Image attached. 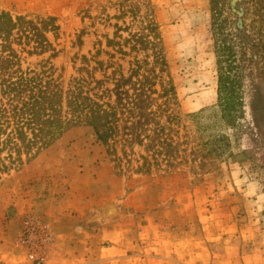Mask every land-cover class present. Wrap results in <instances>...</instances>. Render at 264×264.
I'll return each mask as SVG.
<instances>
[{"label":"rangeland","instance_id":"rangeland-1","mask_svg":"<svg viewBox=\"0 0 264 264\" xmlns=\"http://www.w3.org/2000/svg\"><path fill=\"white\" fill-rule=\"evenodd\" d=\"M0 11L24 17L0 30V57L57 90L66 118L45 143L0 149V264H264V0ZM72 89L113 104V137L65 126Z\"/></svg>","mask_w":264,"mask_h":264},{"label":"trees","instance_id":"trees-1","mask_svg":"<svg viewBox=\"0 0 264 264\" xmlns=\"http://www.w3.org/2000/svg\"><path fill=\"white\" fill-rule=\"evenodd\" d=\"M234 11L238 16L235 20L234 34L238 44L245 47L248 37L242 32L245 27L241 11L235 8ZM23 20L24 17L18 16L13 19L9 14L0 11V30L5 32L3 36L5 40L10 31ZM25 28L22 32L27 34L28 30ZM11 62L10 56L0 57V72H6V78L0 85V149L11 143L14 150L19 153L20 143L25 149H29L37 141L45 143L46 137L53 138L55 131L61 129L66 118L60 114L62 100L59 92L50 89L46 82L41 84L27 76L25 72L15 74L11 71ZM218 81L220 93L223 86L221 74ZM22 92L28 94L20 96ZM67 104L71 116L67 118L65 126L87 121L93 124L98 137L103 141L116 133L119 116L113 104L100 103L73 89L70 91Z\"/></svg>","mask_w":264,"mask_h":264}]
</instances>
